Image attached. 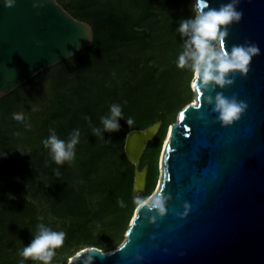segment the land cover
I'll use <instances>...</instances> for the list:
<instances>
[{
    "label": "trees",
    "instance_id": "trees-1",
    "mask_svg": "<svg viewBox=\"0 0 264 264\" xmlns=\"http://www.w3.org/2000/svg\"><path fill=\"white\" fill-rule=\"evenodd\" d=\"M58 1L90 24L92 42L0 95V264H20L19 253L38 224L49 225L47 218L62 222L65 233L51 264H65L87 246H118L134 209L156 187L167 128L195 97L194 74L177 65L187 39L178 22L191 17L193 0ZM112 104L122 108L120 130L102 139L92 128L102 127ZM157 121L161 126L138 165L147 166L146 185L135 195L125 136ZM50 129L65 141L79 129L71 161L51 159L42 143Z\"/></svg>",
    "mask_w": 264,
    "mask_h": 264
},
{
    "label": "water",
    "instance_id": "water-1",
    "mask_svg": "<svg viewBox=\"0 0 264 264\" xmlns=\"http://www.w3.org/2000/svg\"><path fill=\"white\" fill-rule=\"evenodd\" d=\"M227 2L208 0L213 8ZM237 10L243 15L228 26L225 46L254 43L260 53L245 76L230 74V86L205 91L203 98L194 74L195 101L167 128L157 186L147 197L163 192L166 211H149L140 202L118 246H87L69 264H87L89 256L88 264H264V0H239ZM91 42L90 24L57 0H14L12 7L0 0V92ZM221 91L247 104L240 119L227 125L206 99ZM160 126L157 121L125 136L135 195L146 185L147 166L138 168L141 155Z\"/></svg>",
    "mask_w": 264,
    "mask_h": 264
},
{
    "label": "clouds",
    "instance_id": "clouds-1",
    "mask_svg": "<svg viewBox=\"0 0 264 264\" xmlns=\"http://www.w3.org/2000/svg\"><path fill=\"white\" fill-rule=\"evenodd\" d=\"M238 3L239 0H229L213 8L209 6L208 0H193L191 17L178 22L177 32L187 39L184 43V51L178 56L177 65L181 68L188 66L195 74V86L201 91L202 98L205 91H215L217 87L223 89L230 86L234 82L229 78L230 74L239 73L245 76L252 58L260 53L259 47L254 43L233 45L230 50L224 44V38L228 35V26L238 23L242 18L243 13L237 10ZM13 4L14 0H4L5 7H12ZM206 99L207 103L212 105V112L217 114V120L225 125L239 120L247 108L245 102L238 101L235 96L227 97L222 91L216 92L215 96L208 95ZM121 118V105H110L109 113L100 118L102 127H93V134L103 139L104 132H118L120 130L118 121ZM13 119L23 122L24 115L14 113ZM85 119L90 123L89 117ZM125 122L128 127L134 123L132 118L126 119ZM79 137V129L73 130L67 141L59 139L55 130L50 129V135L42 143L48 149L51 159L57 165H61L74 158ZM56 175H59L58 171ZM118 203L123 206L122 201ZM140 207L164 213L166 208L163 192H158L151 201L145 198L141 201ZM64 238V232H56L44 224H38L31 242L19 253L22 257L20 264H24L28 259L39 261L41 264H50L55 249L63 245ZM92 259V256L88 257V261Z\"/></svg>",
    "mask_w": 264,
    "mask_h": 264
},
{
    "label": "rangeland",
    "instance_id": "rangeland-1",
    "mask_svg": "<svg viewBox=\"0 0 264 264\" xmlns=\"http://www.w3.org/2000/svg\"><path fill=\"white\" fill-rule=\"evenodd\" d=\"M58 1V0H57ZM59 2V1H58ZM60 3V2H59ZM2 94H4V93H2V92H0V95H2ZM195 100V97L192 99V101H194ZM156 186H157V184H156ZM155 189H156V187H155ZM154 189V190H155ZM140 191H138L137 193H136V195L139 193ZM48 219V222H49V225L47 226L48 228H50L51 230H53V231H56V232H62V230H63V223L62 222H60V221H58V220H50V218H47ZM55 255H56V252H55ZM54 255V256H55ZM71 258V257H70ZM70 258H68V260H67V262L65 263V264H69V260H70Z\"/></svg>",
    "mask_w": 264,
    "mask_h": 264
},
{
    "label": "bare ground",
    "instance_id": "bare-ground-1",
    "mask_svg": "<svg viewBox=\"0 0 264 264\" xmlns=\"http://www.w3.org/2000/svg\"><path fill=\"white\" fill-rule=\"evenodd\" d=\"M195 101V100H194ZM147 199V198H146ZM144 200V199H143Z\"/></svg>",
    "mask_w": 264,
    "mask_h": 264
}]
</instances>
